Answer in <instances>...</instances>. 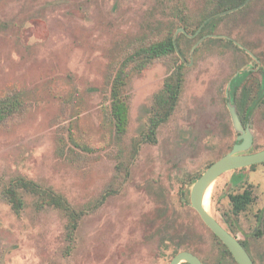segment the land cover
<instances>
[{
	"label": "rangeland",
	"instance_id": "1",
	"mask_svg": "<svg viewBox=\"0 0 264 264\" xmlns=\"http://www.w3.org/2000/svg\"><path fill=\"white\" fill-rule=\"evenodd\" d=\"M185 1L195 21L205 0ZM244 5L222 15L197 52V47L192 50L204 37L199 33L220 15L189 35L196 40L183 38L180 47L176 44L186 64L179 104L159 127L157 142L142 144L132 160L133 140L146 128L167 64L157 61L133 74L126 90L130 122L123 140L105 116L107 76L132 40L170 22L164 3L0 0V98L18 91L28 102L23 116L0 126V264H170L185 248L202 257L208 253V264H217L222 256L218 239L191 206L190 192L193 178L237 142L226 99L236 73L248 71L237 89L230 87L233 103L238 106L243 87L247 106L258 97L264 70V0ZM229 37L259 62L230 44ZM252 61L257 62L253 67ZM250 125L255 135L251 151L264 149V102L253 107ZM75 141L93 151L82 150ZM233 172L213 184L208 210L223 223L235 219L236 226L242 224L252 235L258 214L263 211L264 217V164L242 169L256 202L239 219L228 197L238 190L229 183ZM19 175L53 187L87 210L71 251L66 218L59 210H38L35 198L25 193L26 206L19 215L4 199L3 189ZM251 237L264 256V232L258 239Z\"/></svg>",
	"mask_w": 264,
	"mask_h": 264
},
{
	"label": "trees",
	"instance_id": "2",
	"mask_svg": "<svg viewBox=\"0 0 264 264\" xmlns=\"http://www.w3.org/2000/svg\"><path fill=\"white\" fill-rule=\"evenodd\" d=\"M160 1L165 5V12L170 11V22L165 24L162 28L159 26L151 27L148 34H144L132 40L124 48L122 54L118 57L119 59H115L112 62L111 69H113V73L111 72L107 76V84L110 89L106 99H109V102L105 105L104 112L107 120L114 126L116 137L119 140H123L130 122L129 96L126 90L133 74L144 71L157 61L167 64V73L163 85L153 96V104L146 128L133 140L131 150L132 160L136 158L142 144H154L157 142V131L159 127L171 118L179 104L186 81V64L178 54L176 44L180 47V41L183 38H187L191 41L196 40V38L190 39L189 35L196 34L205 20L216 14L237 7L240 8L248 0H205V8L195 21H193L188 13L189 8L185 0ZM247 5L248 4L238 9L234 14L243 12L248 7ZM222 18H224V16L214 18L207 22L198 37L201 38L208 35L209 29L211 32H214V28ZM194 25L195 27H193ZM181 27L185 29V32H180L175 39L174 33ZM210 39L216 40L215 38ZM228 42L233 44L236 48L241 49L239 46L235 45L232 40L228 39ZM204 44H206V41L196 48V52ZM239 81L240 79L238 76L235 78V81H233V86L238 85ZM27 107L28 102L21 92L13 91L1 97L0 126L10 123L17 116H23ZM60 140L63 139L60 138ZM75 144L84 151H93L88 145L79 144L76 141ZM73 151L77 153L76 150ZM123 164L124 162H119L118 166L121 165V168ZM201 174L202 173L193 178L192 182L196 181ZM245 192H250V190H246ZM2 193L12 210L19 215H21L26 206L25 193L35 198L34 204L38 210L46 207L59 210L66 218L65 237L68 241L67 250L71 251L79 223L87 210L79 209L71 204L64 194L58 192L53 187L45 186L23 175L14 177L3 189ZM232 200L234 202V209L237 211L246 207L249 203V198L242 195H234L232 196ZM180 201L185 204L182 196ZM178 252L179 251L176 253Z\"/></svg>",
	"mask_w": 264,
	"mask_h": 264
},
{
	"label": "water",
	"instance_id": "3",
	"mask_svg": "<svg viewBox=\"0 0 264 264\" xmlns=\"http://www.w3.org/2000/svg\"><path fill=\"white\" fill-rule=\"evenodd\" d=\"M236 9H238V7L211 16L203 22L202 26L210 19L218 15L222 16ZM200 29L196 32V34L200 31ZM178 31L185 32V29L179 28ZM196 34L190 36L193 37ZM206 37L207 36H204L199 42L195 44L192 53L194 52L198 44ZM176 49H178L177 46ZM228 87L230 88V84L228 85ZM227 106L232 117L234 128L238 133H240L238 139L242 140L234 144L231 151L213 162L201 174V176L192 183L190 192V204L200 215L204 223L208 225V227L228 246L229 250L232 252L239 264H255L243 245L234 236H232L217 221L214 215H212V213L204 206V196L207 190L213 186V184L222 174L238 168L264 163V149L250 152V149L252 148L254 143V132L248 124L246 127L243 125V122L239 117L237 107L231 101V97L229 95L227 97ZM183 262H187L190 264H202L199 257L189 251H181L176 254L172 258L170 264H181Z\"/></svg>",
	"mask_w": 264,
	"mask_h": 264
},
{
	"label": "flooded vegetation",
	"instance_id": "4",
	"mask_svg": "<svg viewBox=\"0 0 264 264\" xmlns=\"http://www.w3.org/2000/svg\"><path fill=\"white\" fill-rule=\"evenodd\" d=\"M209 36H211V35H209ZM228 39L231 40L232 38L229 37ZM241 48H242V50L244 52H247L249 55H251L252 57H254L257 60V62H259V60L257 59V57L254 55V53L252 51H250V49H248L247 47L246 48L245 47H241ZM257 62L252 61L251 62L252 65L251 66L253 67ZM249 69L250 68H248V70ZM247 72L248 71L238 72V73L235 74V76H236L235 78H237L239 76V78L242 79V77H244V76L246 77L248 75ZM229 84H230V87H231L232 81H230L228 83V85ZM238 85H239V83H238ZM238 85L237 86H233L232 85V86L237 89ZM258 88H260V90H258V97H256V99L254 100V102H253L254 105L253 106H247L248 105V100H247V96L244 97V92H245L244 87L242 89L243 90V94H241L242 96L240 97L241 101L239 102L238 106L235 104L236 107H237V110H238L239 117L242 120L243 125L245 127L248 124L249 127L251 128L250 118H251L252 110H253V107L255 106V104H258L259 102H261V103L264 102V70H263L262 80H261L260 84L258 85ZM232 94H234V91H232ZM228 95L230 96V88L227 86V97H228ZM227 97H226V99H227ZM231 101H232V98H231ZM240 112H242V115L240 114ZM238 136H240V133H238ZM241 140H239L238 137H237V142H240ZM254 141H255V135H254ZM237 142H235L234 144H236ZM234 144H233V146H234ZM233 146H232V148H233ZM253 147H254V143H253L252 148L250 149V152H254V151H251L253 149ZM215 161H213V162H215ZM261 164H264V163H261ZM254 166L255 165H251V166H248V167H254ZM243 168H245V167H243ZM243 168H238V169H235V170H231V171H234V172H233V174H232V176H231V178L229 180V183L232 186H234L233 188L238 189V190H236L234 192H229L228 193V197H229L230 202H231V205H232V213H233V216H235L234 218L237 217L238 219L241 218V216H242L243 213H247L249 211V207L252 206L256 202V195L253 192V186L247 180L246 174L244 172H242V169ZM246 190H250V192H245ZM234 195H242L244 197L249 198V201H248L249 203L247 204V206L244 207V208H242V209H239L238 211L236 209H234V202L232 200V196H234ZM238 219H237V223H238ZM234 220H232L230 218H227L226 220H224V223H223L222 221H220L219 219H217V221L232 236H234L243 245V247L246 249V251L248 252V254L251 257V259L253 260V262L255 264H262V260H263L264 256H261V253L259 252V250H258V248L256 246V242L253 243L254 241H251V238H252L251 236H253V238H257L258 239L259 236H261L263 234V232H264L263 229L261 228V225L264 224L263 211L261 212V214H258L257 225H256L255 230L252 233V235L249 232H247V230L244 229V227L242 226V224L239 225V223H238V225L236 226V224L233 222ZM206 226H207V228H209L208 225H206ZM211 232L218 239L217 240V243H218L219 247L222 250L221 251L222 252L221 253L222 256H221V258L218 257L217 264H226V262H228L229 260L233 261L235 264H239L238 261L236 260V258L234 257V255L232 254V252L229 250L228 246L212 230H211ZM240 234H241V236H240ZM181 251H189V252H192L193 254H195L196 256L199 257V259L201 260L202 264H208V253L206 254L205 257H202L200 255V253H198L197 251H194L191 248L190 249L189 248H185V249H183ZM181 251H179V252H181ZM178 253H176V254H178ZM183 263L184 264H190V263H187V262H183ZM183 263H181V264H183Z\"/></svg>",
	"mask_w": 264,
	"mask_h": 264
},
{
	"label": "bare ground",
	"instance_id": "5",
	"mask_svg": "<svg viewBox=\"0 0 264 264\" xmlns=\"http://www.w3.org/2000/svg\"><path fill=\"white\" fill-rule=\"evenodd\" d=\"M212 189V187H210L208 190H207V192H206V194H205V196H204V206L206 207V209H208L209 208V196H210V193H211V190Z\"/></svg>",
	"mask_w": 264,
	"mask_h": 264
}]
</instances>
